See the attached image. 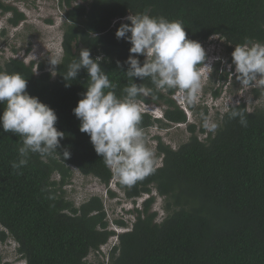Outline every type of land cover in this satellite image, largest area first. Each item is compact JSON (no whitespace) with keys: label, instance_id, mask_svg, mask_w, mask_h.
<instances>
[{"label":"trees","instance_id":"trees-1","mask_svg":"<svg viewBox=\"0 0 264 264\" xmlns=\"http://www.w3.org/2000/svg\"><path fill=\"white\" fill-rule=\"evenodd\" d=\"M64 10L62 56L56 74L43 62L25 63L10 58L0 71L19 72L27 79V91L57 114L56 128L65 133L61 145L70 151L41 158L31 154L26 166L14 169L21 139L0 129V237L17 244L25 264H91L87 256L117 235L109 264H264V111H248L245 103L230 106L220 117L219 129L206 132L188 122L187 112L172 98L175 90L156 91L148 78L134 82L153 89V96L138 102L163 105L162 119L142 112V129L162 124L187 123L190 136L173 149L158 140L162 164L131 187L122 186L126 198L149 195L134 208L132 227L121 233L110 229L99 197L76 207L64 187L71 168L109 186L114 175L79 130L73 108L86 91L89 80L81 69L70 87L62 75L78 58L81 48L90 49L117 94L130 81L124 71L130 42L115 32L126 17L150 10V15L179 19L187 38L200 44L212 37L235 46L245 39L264 43V0H60ZM0 11L10 12L17 25L24 14L0 0ZM130 35V33H129ZM143 62L144 57H139ZM118 63L120 67H118ZM55 74V75H53ZM4 108L0 104V111ZM189 109H192L188 105ZM241 111L247 126L230 111ZM199 133H207L200 138ZM58 152L60 149L57 150ZM59 175V181L53 178ZM154 190L163 198L165 216L157 221L152 210ZM109 195L115 194L109 190ZM117 225L125 226L122 220ZM0 264H11L3 262Z\"/></svg>","mask_w":264,"mask_h":264},{"label":"clouds","instance_id":"clouds-1","mask_svg":"<svg viewBox=\"0 0 264 264\" xmlns=\"http://www.w3.org/2000/svg\"><path fill=\"white\" fill-rule=\"evenodd\" d=\"M126 19L130 23L121 24L115 32L117 39H125L131 45L124 71L130 83L122 89L124 95L117 94V84L104 71L102 58H93L88 48L80 49L78 58L68 65L62 77L65 86L70 87L69 81L76 80L81 69L87 72L88 86L73 108L80 120L79 130L88 134L96 154L119 183L131 187L156 171L155 153L146 143L138 104L141 96H155L152 88L137 84L133 78H148L159 92L177 90L180 100L195 106L201 91V68L208 66L202 63L205 50L198 41L187 38L181 20L153 16L148 9L129 14ZM140 56L144 57L143 62ZM231 57L241 83L250 84L264 77V43L246 38L234 46ZM62 63V55L50 60L52 72L56 74V66ZM0 104L4 105L0 129L21 139L19 158L12 163L14 169L26 166L31 154L41 158L54 154L70 157V151L60 143L65 133L55 126V110L28 93L27 79L21 73L0 71ZM236 117L242 126H247L243 112L230 111V118ZM202 121L211 133L220 127L207 116L202 115Z\"/></svg>","mask_w":264,"mask_h":264},{"label":"rangeland","instance_id":"rangeland-1","mask_svg":"<svg viewBox=\"0 0 264 264\" xmlns=\"http://www.w3.org/2000/svg\"><path fill=\"white\" fill-rule=\"evenodd\" d=\"M5 4L15 7L24 14V19L17 25L10 22L12 14L0 11V65L10 58H18L25 63L31 61L43 62L51 70L49 61L59 58L62 51L64 10L60 0H4ZM205 50V60L202 62L208 67H202L201 91L195 106L188 108L179 99L177 90L171 95L180 107L187 112L188 122L196 125L199 131L203 125L202 115L213 121L220 120L221 115L232 105L245 103L248 111H264V77L250 84H243L237 79L235 66L232 63L231 53L234 46L224 39L212 37L201 43ZM52 71V70H51ZM141 111L151 113L154 117L162 119V104H145L138 102ZM184 124H172L162 121L143 129L147 145L154 151L156 167L162 164L161 155H158V140L173 149L186 142L190 132ZM206 132L208 130L206 129ZM207 133H199L200 138ZM70 182L64 187L66 197L76 207L88 201L91 197H99L110 229L121 233L132 227L135 220L134 208L142 207V203L149 195H142L136 199H128L114 176L109 186L102 184L97 178L81 174L77 169L71 168ZM53 178L59 181V175ZM123 186V185H122ZM111 190L115 195H109ZM154 196L152 210L157 213V221L165 216L163 198L152 190ZM115 220H122L125 226L117 225ZM3 227L0 225V232ZM118 244L117 235L112 236L97 251H92L87 256L91 264H109L110 255L114 246ZM0 257L3 262L11 264H25L17 252V244L10 237L3 240L0 237Z\"/></svg>","mask_w":264,"mask_h":264}]
</instances>
